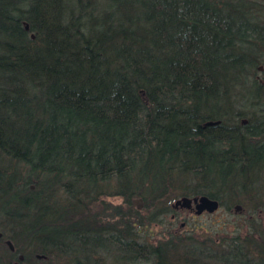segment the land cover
<instances>
[{
	"label": "trees",
	"instance_id": "obj_1",
	"mask_svg": "<svg viewBox=\"0 0 264 264\" xmlns=\"http://www.w3.org/2000/svg\"><path fill=\"white\" fill-rule=\"evenodd\" d=\"M257 1L0 0V264H97L107 248L118 264L206 256L180 232L141 237L156 217L137 219L132 196L147 204L188 176L181 196L223 204L209 186L245 194L261 180L264 117L231 113L234 99L264 95ZM110 194L124 197L112 214L90 212ZM166 209L156 202L149 216ZM254 240L245 251L264 264Z\"/></svg>",
	"mask_w": 264,
	"mask_h": 264
},
{
	"label": "rangeland",
	"instance_id": "obj_2",
	"mask_svg": "<svg viewBox=\"0 0 264 264\" xmlns=\"http://www.w3.org/2000/svg\"><path fill=\"white\" fill-rule=\"evenodd\" d=\"M256 3L262 5L264 4V0H258ZM262 22L264 24V18ZM255 78H258L261 82L264 81V59L259 63ZM242 103L243 105H241L240 100L234 99L231 104V113L240 111L252 123L262 121V117H264V95H260L255 101H250V103L245 101H242ZM262 122L264 123V121ZM261 171V180H257L256 184L245 194L238 192H231L230 194L229 191H225L223 188L219 189L214 186H209L220 194L223 204L213 212L204 211L199 215L182 208L174 209L171 206L173 201L179 198L183 191H187L188 187L191 188L193 186L196 182L194 178L187 176L184 180L175 179L172 184H165L160 195H156L157 193L154 194L157 199L154 197L152 201L149 200L151 197L148 196L146 198V201L148 200L147 204L143 201L144 197L139 190V194L132 196V201L136 198H141V202L139 203L141 208H138L140 214L137 219L148 223L149 218L154 220L156 217V220L144 225L141 230V237H144L153 244H157L159 241L167 242L168 239H171V242L174 241L172 237L177 232H180L181 237L186 239L184 242L189 240V242H194L196 245H199L201 249L203 248V253L207 251V254H204L206 256L203 258L195 259V256L192 258L188 256L189 259L187 258L188 260L184 262L186 264H221L219 263L221 261L220 259L226 255L228 259L239 260V257L242 258V256L239 255L233 258L232 254H226L227 243L233 242L235 239L237 242H240L241 250H245V242L243 240L254 237L255 240L252 242V245L257 242L259 249L264 250V168ZM57 194H60V192L57 191ZM123 199L124 197L121 194L105 195L95 198L92 202L90 201L91 204L88 209L90 212L98 211L103 218H107L105 216H109L114 212V205H120ZM156 202L166 204L175 211L170 212L166 209V213L164 214L149 216V212L152 210L153 205H156ZM86 203L89 202L86 201ZM235 204H240L241 206V209L237 212L234 211ZM173 212L176 218L171 220V214ZM180 223H184L183 226H180ZM5 229L8 232V229ZM212 241L220 246L214 245V248L209 251L206 247ZM12 246L13 249L8 246L10 250H14L13 243ZM178 250L181 251V247ZM93 254L91 258L97 260V264H118L115 256L111 255L112 250L109 248L105 252L104 250H97ZM20 255L23 258V253H20L18 258ZM211 256L215 257L212 258ZM261 259H264V256ZM238 260H235V262L233 260H227L229 263L226 264H245L242 261L238 263ZM251 261L258 262V258L251 257L247 263L251 264ZM16 262L21 264L20 260H15L13 264H16ZM141 264H145V262Z\"/></svg>",
	"mask_w": 264,
	"mask_h": 264
},
{
	"label": "water",
	"instance_id": "obj_3",
	"mask_svg": "<svg viewBox=\"0 0 264 264\" xmlns=\"http://www.w3.org/2000/svg\"><path fill=\"white\" fill-rule=\"evenodd\" d=\"M215 122L216 121H208L207 123L212 124ZM140 202H141V198H136L133 200V203H135L137 208H141V205L139 204ZM172 207L192 209L195 214L199 215L204 211L213 212L217 210L219 207V203L217 199L211 198V197H208L207 195L202 194V195L192 196V197L181 196L173 201ZM240 209H241V206L239 204H235L234 210L239 211ZM0 235H1V232H0ZM6 243L9 245L11 249H13V246L10 240H7ZM19 259H22V255L19 256ZM16 264H19V263L16 262Z\"/></svg>",
	"mask_w": 264,
	"mask_h": 264
},
{
	"label": "bare ground",
	"instance_id": "obj_4",
	"mask_svg": "<svg viewBox=\"0 0 264 264\" xmlns=\"http://www.w3.org/2000/svg\"><path fill=\"white\" fill-rule=\"evenodd\" d=\"M239 118H240V120H241V122L242 123H247V122H250V119H248L247 117H245L243 114H241L240 116H239ZM208 121H213V120H207L206 122H205V124H208L207 122ZM260 122L261 121H258V122H254V124H260ZM252 123V122H251ZM260 127H261V125H260ZM261 130L262 131H264V128H261ZM263 140L261 141V146L262 147H264V138H262ZM209 197V196H208ZM212 198V197H211ZM218 203H219V206H222V203L220 202V201H218ZM240 205V204H239ZM219 208V207H218ZM235 211V210H234ZM235 212H237V211H235ZM241 249V248H240ZM236 252V251H235ZM237 255H235V256H233V257H237V256H242V258L244 259V260H248L249 261V259L251 258V257H254V258H259L258 256H251V255H249V253L247 252V251H245V250H238L237 252ZM242 258H240L239 257V259H242Z\"/></svg>",
	"mask_w": 264,
	"mask_h": 264
},
{
	"label": "flooded vegetation",
	"instance_id": "obj_5",
	"mask_svg": "<svg viewBox=\"0 0 264 264\" xmlns=\"http://www.w3.org/2000/svg\"><path fill=\"white\" fill-rule=\"evenodd\" d=\"M186 210V209H185ZM175 211V210H174ZM189 211H193V210H189ZM176 218V215L174 214V212L171 214V220H174ZM181 226H183V223H181Z\"/></svg>",
	"mask_w": 264,
	"mask_h": 264
}]
</instances>
